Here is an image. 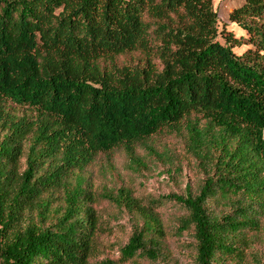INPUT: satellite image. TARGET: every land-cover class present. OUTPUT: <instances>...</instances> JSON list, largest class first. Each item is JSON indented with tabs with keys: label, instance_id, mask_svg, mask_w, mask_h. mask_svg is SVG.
I'll return each instance as SVG.
<instances>
[{
	"label": "trees",
	"instance_id": "trees-1",
	"mask_svg": "<svg viewBox=\"0 0 264 264\" xmlns=\"http://www.w3.org/2000/svg\"><path fill=\"white\" fill-rule=\"evenodd\" d=\"M229 21L247 39L213 0H0V264H90L102 231L82 173L119 148L144 167L138 146L165 130L205 175L162 198L186 211L176 235H192L195 264H264V0ZM113 201L135 206L124 190ZM165 237L143 213L122 256L160 261Z\"/></svg>",
	"mask_w": 264,
	"mask_h": 264
},
{
	"label": "rangeland",
	"instance_id": "rangeland-1",
	"mask_svg": "<svg viewBox=\"0 0 264 264\" xmlns=\"http://www.w3.org/2000/svg\"><path fill=\"white\" fill-rule=\"evenodd\" d=\"M244 0H213L218 14L220 26L225 27L235 39H247V34L237 25L229 21V14L240 7ZM251 49L248 45L234 48L237 55ZM137 55L126 56L119 60L120 66L136 63ZM18 117H35L36 113L27 108H18L11 104L6 106ZM146 145V146H145ZM155 150L159 157L148 155L146 147ZM137 154L144 162L139 168L131 164L122 148L109 154H99L86 167L82 175L87 179L85 187L92 193L94 204H86L96 211L101 234L97 236L98 248L93 254L90 264H195L194 239L191 234L177 236L179 220L186 211L168 201L164 196L170 194L185 195L190 188L198 192L205 175L195 162L186 146L185 133L162 131L145 144L139 145ZM26 169V155L20 160L19 173ZM119 190L128 192L135 201L132 210L117 205L113 199ZM53 210L63 206L62 193L52 196ZM143 213H152L161 219L166 237L163 242V255L160 261L135 257L125 260L122 249L128 244L136 223L143 224ZM255 247L264 251V234Z\"/></svg>",
	"mask_w": 264,
	"mask_h": 264
}]
</instances>
